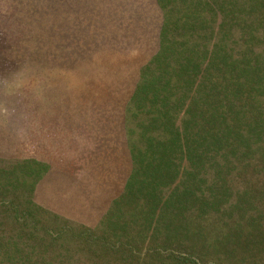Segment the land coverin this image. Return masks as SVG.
<instances>
[{
	"label": "trees",
	"instance_id": "1",
	"mask_svg": "<svg viewBox=\"0 0 264 264\" xmlns=\"http://www.w3.org/2000/svg\"><path fill=\"white\" fill-rule=\"evenodd\" d=\"M159 4L145 163L91 227L34 201L45 164L0 155V264H264V0Z\"/></svg>",
	"mask_w": 264,
	"mask_h": 264
},
{
	"label": "crops",
	"instance_id": "2",
	"mask_svg": "<svg viewBox=\"0 0 264 264\" xmlns=\"http://www.w3.org/2000/svg\"><path fill=\"white\" fill-rule=\"evenodd\" d=\"M45 14L47 32L61 37L63 53L104 50L118 54L116 75L111 81L98 79L99 86L89 103L82 107L79 103L73 107L74 102L70 107L68 103L69 108L58 107L52 113L49 108L45 113L37 111L32 123L34 130L36 122L38 148L35 154L31 152V158L47 166L35 186L34 201L67 219L94 227L119 195L107 197L98 209H89L95 214L89 224L70 212L51 207L50 192H56L50 191V182L54 177L55 182L59 176L62 179L64 173L75 178L81 173V165L118 163L119 157L122 161L126 157L125 163L130 165L127 181L133 164L145 163V82L151 78L150 63L160 49L165 17L159 0H60L51 6L49 3ZM74 97L81 100L80 93H71L70 102ZM31 143L34 144V133ZM78 190L75 184V200L80 195Z\"/></svg>",
	"mask_w": 264,
	"mask_h": 264
},
{
	"label": "rangeland",
	"instance_id": "3",
	"mask_svg": "<svg viewBox=\"0 0 264 264\" xmlns=\"http://www.w3.org/2000/svg\"><path fill=\"white\" fill-rule=\"evenodd\" d=\"M55 1L60 0H0V32L11 44L6 56H0V155L35 154L36 122L34 130L32 123L37 111L45 113L49 108L52 113L58 107L69 108L68 103L71 107L73 102V107L78 103L82 107L91 101L99 78L111 81L116 75L118 54L113 51L63 53L61 37L47 32L45 12ZM71 93H80L81 100L74 97L70 102ZM125 162L126 157L123 161L119 157L118 163H87L75 178L64 173L55 182L54 177L50 191L55 190L56 195L51 191L48 203L92 224L95 214L89 209H98L107 197L122 193L130 172ZM75 184L80 188L76 200L72 193ZM77 208L80 211H73Z\"/></svg>",
	"mask_w": 264,
	"mask_h": 264
}]
</instances>
